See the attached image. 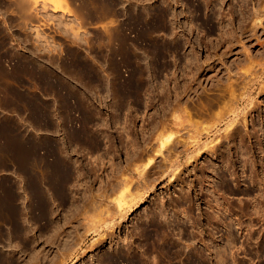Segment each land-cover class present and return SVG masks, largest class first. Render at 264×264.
Listing matches in <instances>:
<instances>
[{"label": "rangeland", "instance_id": "374dc122", "mask_svg": "<svg viewBox=\"0 0 264 264\" xmlns=\"http://www.w3.org/2000/svg\"><path fill=\"white\" fill-rule=\"evenodd\" d=\"M243 1L0 0V264H264L263 26L223 56Z\"/></svg>", "mask_w": 264, "mask_h": 264}, {"label": "bare ground", "instance_id": "6f19581e", "mask_svg": "<svg viewBox=\"0 0 264 264\" xmlns=\"http://www.w3.org/2000/svg\"><path fill=\"white\" fill-rule=\"evenodd\" d=\"M243 3L244 4H242L241 5V8L240 7H238V8H240V9H237V7H234V6H232L230 9H229V12L231 13V15H233V16H237L238 17V19H239V22H242V23H244V22H247V20H250V22H252V23H250L251 24V29H249V30H245V29H243V28H241V30H240V24H239V30H237V31H240V33L241 34H239V36H240V38L238 37V39L236 38L237 36L236 35H234V36H236V37H234V38H231L232 37V35H233V33H234V31H232V32H230L229 31V29L228 30H224V31H226L225 33L228 35V38H223V39H225L224 40V42H223V45H226V50H225V52H223L224 53V57H226V55L228 54V53H232V48L238 43L237 41L239 40V42H243L244 40H248V39H250V38H252L256 33H257V31H258V29L260 28V27H262L263 26V30H264V22H263V16H264V13L262 14V11L259 9V7H257L256 8V5L254 6V7H252V8H249V6H247V4L246 3H248V1H243ZM239 5V4H238ZM240 6V5H239ZM214 10V9H213ZM213 12H215V10L213 11ZM218 12V11H217ZM216 12V13H217ZM240 12V13H239ZM239 13V14H238ZM218 14V13H217ZM219 14H220V12H219ZM209 18V17H208ZM237 19V18H236ZM235 19V20H236ZM237 19V20H238ZM234 21V20H233ZM232 23V22H231ZM224 24V23H223ZM226 24V23H225ZM227 24H229V23H227ZM226 24V25H227ZM231 25H233V24H231ZM229 26V25H228ZM225 27V26H224ZM221 28H223V27H221ZM228 28V27H227ZM227 28H225V29H227ZM232 29H233V27H232ZM223 31V32H224ZM229 31V32H228ZM222 32V31H221ZM222 32V33H223ZM225 33H223L222 35H223V37L225 36H227V35H225ZM239 33V32H238ZM232 34V35H231ZM238 35V34H237ZM237 42V43H236ZM245 44L246 43H244L243 45L245 46ZM243 46V47H244ZM246 49V48H245ZM246 52H248V54L246 55L245 53H244V55H246L245 57H243V58H239L240 60H239V62H238V64H241L242 66H247V65H251L252 63H253V61H254V59H255V57H254V55L253 54H251V53H249L250 51H247L246 50ZM196 59V58H195ZM193 63V62H192ZM191 63V64H192ZM193 66H195L194 64H193ZM200 72V71H199ZM199 72H197V73H199ZM246 88V87H245ZM244 88V89H245ZM244 89H243V91H244ZM230 93H232V91H231V88H227L225 91H224V93L222 94V95H219V97L212 103V105H211V107H212V110L219 104V103H221V101L222 100H224V98L225 97H227ZM245 96H246V94H245V92H242L241 94H240V97L238 98H236V99H234V100H232L231 101V103L229 104V110H228V112H227V115H230V116H232V115H234L236 118H238L239 117V109H238V105L241 103V102H243V101H245ZM231 97H232V95H231ZM181 104V103H180ZM179 104V105H180ZM211 107H209V109L208 108H206V109H203V110H201L200 112H197L198 114H200V115H207V113H208V111L211 109ZM179 108H181V107H179ZM184 108V107H183ZM186 108V107H185ZM171 111V110H170ZM166 112H168V110L166 111ZM235 122L237 121V119H235L234 120ZM233 123L234 122H232L229 126H228V131H229V129L231 128V126H233ZM155 127V130H152L154 133H151V134H153V135H156V132L158 131H162L163 130V132H166V130H168V123H167V120L166 119H163V121H161L159 124L157 123L156 124V126H154ZM158 127H160L161 128V130H159L160 128H158ZM157 128H158V130H157ZM151 130V129H150ZM157 130V131H156ZM234 132V130L233 131H231V133H233ZM160 133V132H159ZM159 133H158V136H159ZM165 134V133H164ZM161 135H163V134H161ZM157 136V135H156ZM164 145H165V142H161V148H164ZM206 146V145H205ZM175 147V146H174ZM216 148L217 147H215V146H212V147H210V149L211 150H213V151H215L216 150ZM148 165H150V164H148ZM165 171V170H164ZM256 231V230H255ZM251 232V231H250ZM254 232V231H253ZM261 231H259L258 233H260ZM262 234H261V236H259L260 237V243H264V229L262 230V232H261ZM251 233H249L248 235L250 236V238H251V235H250ZM254 234V233H253ZM255 235V234H254ZM253 235V236H254ZM249 238V239H250Z\"/></svg>", "mask_w": 264, "mask_h": 264}]
</instances>
